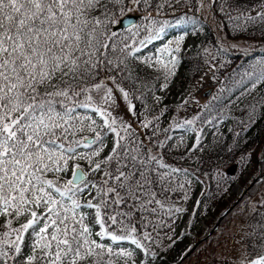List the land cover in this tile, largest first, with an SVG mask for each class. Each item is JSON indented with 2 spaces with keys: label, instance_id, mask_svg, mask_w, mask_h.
<instances>
[{
  "label": "snow or ice",
  "instance_id": "1",
  "mask_svg": "<svg viewBox=\"0 0 264 264\" xmlns=\"http://www.w3.org/2000/svg\"><path fill=\"white\" fill-rule=\"evenodd\" d=\"M202 11L252 32L199 44L212 79L229 69L203 104L204 74L179 72ZM173 23L186 31L148 50ZM237 105L234 143L264 118V0H0V264H264V225L183 242L193 183L227 195L240 179H225L232 147L204 159L206 129L219 142ZM254 159L240 215L264 219V142L240 155L241 176Z\"/></svg>",
  "mask_w": 264,
  "mask_h": 264
},
{
  "label": "trees",
  "instance_id": "2",
  "mask_svg": "<svg viewBox=\"0 0 264 264\" xmlns=\"http://www.w3.org/2000/svg\"><path fill=\"white\" fill-rule=\"evenodd\" d=\"M194 10V9H193ZM201 17V23L204 28L203 32H200L198 36H192L189 34L187 37L188 44H191L189 39L192 37L196 42V47H192L190 50H186L184 61L179 69L180 74H183L186 70H189L192 73V67H198L199 71L196 72V75L204 74L207 71L206 66L203 64V58L201 56H197L198 46L201 42H210L217 38L220 34H226L228 36L229 40L235 39V41H241V40H249L251 42L252 32H246L242 34H238L233 36V33L231 31L230 26L227 24L226 20H223V17L221 16L220 19L223 20V23L225 27L221 30L217 27L216 22L213 21L212 16L209 14L207 16V19H205V14L199 13ZM175 13H169V17H174ZM139 21H137L138 23ZM175 24H170V26L166 27L164 35L165 40L164 41H156L154 46L148 50H154L155 47H159L161 43H166L168 39L173 38L178 32L180 31H186L184 26L176 27L178 30H173L175 27H173ZM258 27V26H257ZM172 30V31H171ZM256 55L260 54L259 49H256L255 52ZM227 59L232 60V68H235L237 65H239L242 61V57L239 56L238 53H229L226 57ZM229 71L228 68H225L221 71V73L218 74L217 79H212V82L214 85H216V90L214 93L218 91L219 85L221 81H224L225 74ZM212 93V94H214ZM209 99V98H208ZM244 120L246 121V115L241 108V106L237 105L233 110V116L228 120L227 124L224 127L225 135L219 142H214L213 135L211 134L214 130L209 129L207 137L205 138V147L207 148V151L204 153V159L207 161L209 158H215L216 155L222 154L226 148L232 147V157L235 158L234 160L230 161V163L227 166L237 164L238 170L236 173H228L225 176V179L231 181L235 179L236 177H240V181L244 182L242 180L241 171L243 169V165L239 162L240 155L248 148L250 147H256L261 142H264V118H256L255 123L253 126H249L247 131H240V138L238 143H234V136L232 133L228 132V128H232L234 125V122ZM177 132H180V130H176ZM259 153H257L256 159H258ZM254 168H258V164L256 163V160H253ZM226 166V167H227ZM195 180V177H193ZM202 179L206 180V177H202ZM238 181V180H237ZM236 181V182H237ZM207 184L210 185V187L207 188V191L201 196L200 198V205L197 208L196 214L198 216L197 221L206 218L208 215H223L224 212L230 207L231 202L238 199V197L232 199L231 202L227 200V197L230 195L231 188L229 189V192L227 195H223L220 191L217 189V184L215 181H208ZM247 187V186H246ZM255 187V185H253ZM199 189V183H193L191 186V189L189 191V199L187 201L186 206L189 207L192 203L193 196L198 192ZM249 194V191L246 190L244 194L239 198V201L233 205V208L231 211L226 214L222 221L220 222V225L211 233V230L214 229V226L205 234L201 235L202 238L210 234V238H214L217 233H219L222 228L231 227L234 223H245L251 225L253 228L257 229V233L259 232V227L261 225H264V219H262L259 211H251L248 212L247 209H245L246 215H240V209L244 207V199L247 198ZM182 195V194H181ZM177 201L179 202V197H176ZM183 219V216L179 220H177V225H179V222Z\"/></svg>",
  "mask_w": 264,
  "mask_h": 264
},
{
  "label": "rangeland",
  "instance_id": "3",
  "mask_svg": "<svg viewBox=\"0 0 264 264\" xmlns=\"http://www.w3.org/2000/svg\"><path fill=\"white\" fill-rule=\"evenodd\" d=\"M201 14H205V13L202 11ZM190 43L197 45V42L192 40V39H190ZM184 75L191 76L192 73L187 70L184 72ZM181 76H183V74H181ZM215 90H216V85L213 84L211 75L207 74V71H206V73L204 75V79L199 83L197 90H196V93H195L198 100L200 101V103L203 104L205 101H207L209 96L212 93H214ZM190 109H191V106H190ZM207 133H208V129H206V131H205V138H206ZM253 168H254V165L252 164V166L249 167L248 171L244 172V174L242 176L243 181H245L246 179L249 178V175L252 172ZM255 168L258 170L257 167H255ZM206 190L207 189H204L203 186L201 184H199V190H198L197 194L195 195L193 202L196 200H199L200 196L204 192H206ZM246 190H247V187H246L244 182H242V181L236 182L234 184V186L231 188L230 195L227 197L228 201L231 202L232 199H234L235 197L236 198L238 197V199H239L242 196V194H244L246 192ZM236 200L234 201L235 204L237 203ZM193 202L189 208L192 209L193 212L195 213L196 208H193ZM231 203H233V202H231ZM218 218H219V215H216V216L209 217V219L207 218V220L198 221L196 229L194 231H192L191 234L187 235V239H185L183 242L184 243L192 242L193 244H195L198 240L202 239L201 235L207 233L212 228V226L218 222V220H219ZM185 219H187L186 216H184L183 220H185ZM183 220L179 222V225L177 228L178 231L183 230V223H182ZM221 221H222V219H221ZM220 222L218 223V225H220ZM237 224H239V223H237ZM227 227H229V225ZM215 229L216 228L211 230V233Z\"/></svg>",
  "mask_w": 264,
  "mask_h": 264
},
{
  "label": "water",
  "instance_id": "4",
  "mask_svg": "<svg viewBox=\"0 0 264 264\" xmlns=\"http://www.w3.org/2000/svg\"><path fill=\"white\" fill-rule=\"evenodd\" d=\"M128 18L133 19V21L136 22L137 16L136 15H128ZM121 27L123 28L124 25L121 24Z\"/></svg>",
  "mask_w": 264,
  "mask_h": 264
}]
</instances>
